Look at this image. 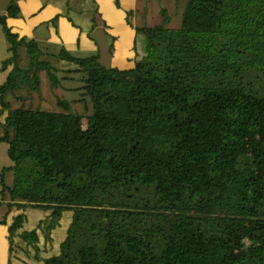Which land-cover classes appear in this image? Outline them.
Wrapping results in <instances>:
<instances>
[{
    "label": "trees",
    "instance_id": "obj_1",
    "mask_svg": "<svg viewBox=\"0 0 264 264\" xmlns=\"http://www.w3.org/2000/svg\"><path fill=\"white\" fill-rule=\"evenodd\" d=\"M18 1L0 15V144L9 160L0 169V225L13 210L47 216L30 230L23 212L12 217L9 256L264 264V0H184L171 32L160 8V24L134 28L142 54L129 70L12 33L5 20L21 17ZM69 7L60 15L71 22ZM59 63L78 83L65 88L72 93L55 97L56 110L25 105L40 94L41 74L51 90L64 88ZM69 93L84 106L85 127ZM64 211L72 212L64 237L42 258L39 236L50 247Z\"/></svg>",
    "mask_w": 264,
    "mask_h": 264
},
{
    "label": "crops",
    "instance_id": "obj_2",
    "mask_svg": "<svg viewBox=\"0 0 264 264\" xmlns=\"http://www.w3.org/2000/svg\"><path fill=\"white\" fill-rule=\"evenodd\" d=\"M116 1L119 4L118 8L115 0H95L96 13L93 21L91 18L94 7L90 1H84L86 4L89 2L90 5V8H86L89 9L88 15L84 11L78 14L81 10L75 6L68 14L71 22L76 26L74 27L66 17L60 15L63 12L64 0H19L17 4L21 17L6 18L5 22L11 32L19 37L47 40L61 45L74 57L97 56V61L105 68L129 70L134 67L135 60L142 54L141 38L136 35L134 28H140L146 21L139 20L137 16L139 0ZM129 11L132 13L127 18L126 13ZM75 18H79L81 24H77ZM50 21L52 22L47 28L41 27V24ZM4 116L5 114L0 116V122L3 121ZM19 212L26 215V221L23 224L25 230L35 228L39 220L47 216V212L32 208L22 211L13 210L8 214L6 225H0V264H43L42 261L34 259L32 252L24 254L18 249H13V253L9 256L7 226L12 217ZM71 217L70 211H64L61 214L58 227L50 233L52 240L50 247L39 236L42 258L53 255L57 251V245L63 239ZM37 233L39 234V230Z\"/></svg>",
    "mask_w": 264,
    "mask_h": 264
},
{
    "label": "rangeland",
    "instance_id": "obj_3",
    "mask_svg": "<svg viewBox=\"0 0 264 264\" xmlns=\"http://www.w3.org/2000/svg\"><path fill=\"white\" fill-rule=\"evenodd\" d=\"M69 2V10L68 14L73 10V8L76 6L79 10H81L78 14H81L82 11L86 12L88 15L89 9L90 8L89 2L86 4L84 1H78V0H64V6L66 2ZM74 1V3H73ZM90 1V0H87ZM95 1V0H93ZM8 0H0V15L4 14L5 12V6L7 4ZM80 2V3H79ZM95 3V2H94ZM139 13H138V18L139 20L146 21V23H142L143 25L141 27H145V24H147V28H152L161 22V17L159 15V9L160 8H165L167 14L170 17V22L164 26L169 32L172 31V29H175L179 26L180 24V14L182 12L183 6H184V0H139ZM64 6L62 10L64 9ZM77 15V14H76ZM20 18V17H19ZM75 22L77 24H81L79 18H75ZM140 24V23H138ZM6 47V42L4 40L3 33L1 32L0 29V61L5 57V52L3 51ZM24 57V56H23ZM58 65V76L63 77V75H68L67 79L63 81L64 88H57L54 90H51L48 87V83L41 74L42 82H41V88H40V94L38 95H33V98L29 100L28 102L26 101L25 105H31L33 107H41L46 110H56L55 107V97H62L65 95L67 92H71V90H66L65 88H73L75 87L78 83L74 79H69L72 77V74H64L61 69H66L67 67L64 66L63 63L56 64ZM3 73L0 72V82L2 81ZM68 94L71 101V108L82 117V126H86V122L84 119L85 115V110L82 102H76L73 98V94ZM67 96V95H65ZM20 105L19 102H14L12 104V108H16ZM6 146L0 145V169L3 166H6L9 164V160L6 154V151L3 150L5 149ZM7 184H10L11 182V177L10 175L7 176L6 178ZM6 200L8 199L7 196ZM6 207L3 205L0 207V219L2 214L5 212Z\"/></svg>",
    "mask_w": 264,
    "mask_h": 264
}]
</instances>
